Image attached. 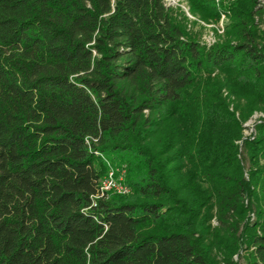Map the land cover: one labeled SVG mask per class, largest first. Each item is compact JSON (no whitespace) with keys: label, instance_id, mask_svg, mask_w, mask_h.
<instances>
[{"label":"trees","instance_id":"trees-1","mask_svg":"<svg viewBox=\"0 0 264 264\" xmlns=\"http://www.w3.org/2000/svg\"><path fill=\"white\" fill-rule=\"evenodd\" d=\"M186 1L0 0V264H264V0Z\"/></svg>","mask_w":264,"mask_h":264},{"label":"rangeland","instance_id":"rangeland-1","mask_svg":"<svg viewBox=\"0 0 264 264\" xmlns=\"http://www.w3.org/2000/svg\"><path fill=\"white\" fill-rule=\"evenodd\" d=\"M169 9L173 11L174 19L183 26L186 33H188L200 45L210 46L217 42H225L229 40L227 37L228 27L230 25L229 16L222 12L223 17L219 14L217 19L205 18L201 14L193 13L189 3L186 0H169L167 3ZM190 16V18L187 16ZM264 31V28L262 29ZM260 118H264L262 113H254V115L245 123L246 130L245 137H251L255 134L254 125ZM107 166V172L104 175L102 182H106L110 177L117 189L108 191L107 196H128L129 188L125 183V170L122 168H114L109 162L102 159ZM101 182V183H102ZM126 189V193L123 190ZM214 225V224H213ZM235 262L244 264V260H238L234 257Z\"/></svg>","mask_w":264,"mask_h":264},{"label":"built area","instance_id":"built-area-1","mask_svg":"<svg viewBox=\"0 0 264 264\" xmlns=\"http://www.w3.org/2000/svg\"><path fill=\"white\" fill-rule=\"evenodd\" d=\"M214 2V4L218 7L221 3L222 0H212ZM230 2L234 1V0H229ZM169 2V0H165V3L167 5V3ZM220 15L223 17L224 15H222V13L220 12ZM187 16L190 18V16L187 14ZM111 189H117V187L115 186V184L112 181V178L110 177L108 180H106V182H102L101 186H100V194H106L108 193L109 190ZM123 190V193H126V189H121Z\"/></svg>","mask_w":264,"mask_h":264}]
</instances>
